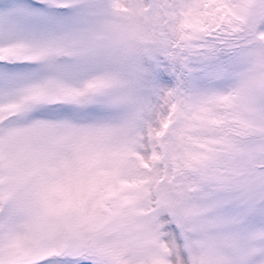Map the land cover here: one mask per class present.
Listing matches in <instances>:
<instances>
[{
	"label": "snow or ice",
	"instance_id": "1",
	"mask_svg": "<svg viewBox=\"0 0 264 264\" xmlns=\"http://www.w3.org/2000/svg\"><path fill=\"white\" fill-rule=\"evenodd\" d=\"M0 264H264V0H0Z\"/></svg>",
	"mask_w": 264,
	"mask_h": 264
}]
</instances>
